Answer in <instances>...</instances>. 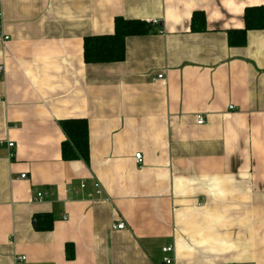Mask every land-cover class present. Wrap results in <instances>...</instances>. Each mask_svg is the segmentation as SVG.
I'll list each match as a JSON object with an SVG mask.
<instances>
[{"label": "crops", "instance_id": "0c3cea01", "mask_svg": "<svg viewBox=\"0 0 264 264\" xmlns=\"http://www.w3.org/2000/svg\"><path fill=\"white\" fill-rule=\"evenodd\" d=\"M255 6L0 0V264H164L166 246L171 264H264V30L227 42ZM117 17L157 31L87 64ZM67 119L87 120V162L62 159Z\"/></svg>", "mask_w": 264, "mask_h": 264}, {"label": "trees", "instance_id": "16d2710c", "mask_svg": "<svg viewBox=\"0 0 264 264\" xmlns=\"http://www.w3.org/2000/svg\"><path fill=\"white\" fill-rule=\"evenodd\" d=\"M243 26L241 30L227 31V42L230 46L242 47L246 43L248 31L264 30V6L244 9ZM190 28L193 32H203L205 28V15L195 12L192 15ZM114 32L109 35H94L85 37L83 40V60L87 64H110L120 63L125 57V39L152 34L157 30L143 20H129L122 17L114 19ZM66 140L61 144L62 159L82 160L87 162L89 158V134L88 123L85 119H67L60 123ZM48 219L50 216L45 215ZM44 229H51L46 226ZM67 258L72 260L74 253L71 246H66Z\"/></svg>", "mask_w": 264, "mask_h": 264}, {"label": "built area", "instance_id": "2783aa9c", "mask_svg": "<svg viewBox=\"0 0 264 264\" xmlns=\"http://www.w3.org/2000/svg\"><path fill=\"white\" fill-rule=\"evenodd\" d=\"M0 17H1V8H0ZM8 39H9V37L7 35L6 36H2V39H1L2 44L4 45ZM3 70H4L3 66L0 65V75L2 74ZM157 78L161 79V78H163V75L159 74L157 76ZM0 81H1V78H0ZM229 108L231 109L232 106L229 107ZM203 122H204L203 116L200 115V116L196 117V124L197 125H200ZM13 145H14L13 142H9L7 146L9 148V147H13ZM134 158H135V162H137V164H139V165L143 164V162H142L143 158H142V154L141 153H136ZM21 178H24V176H21ZM81 186L83 187V184ZM36 195H37V200H41L42 193L40 192V193H37ZM124 227H125L124 223H118V224L113 225V229H123ZM161 250L165 254L163 256V258H162L163 263L164 264H171L172 263V259L169 257L168 254L173 252L172 247L171 246H166V247H163ZM18 259L19 260H24L25 258L21 257V258H18Z\"/></svg>", "mask_w": 264, "mask_h": 264}]
</instances>
